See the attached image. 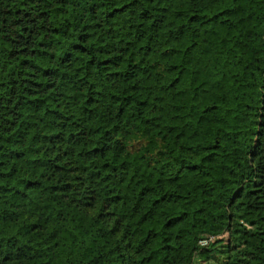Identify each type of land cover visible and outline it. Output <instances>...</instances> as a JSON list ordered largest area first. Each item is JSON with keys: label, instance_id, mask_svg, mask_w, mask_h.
I'll return each instance as SVG.
<instances>
[{"label": "trees", "instance_id": "trees-1", "mask_svg": "<svg viewBox=\"0 0 264 264\" xmlns=\"http://www.w3.org/2000/svg\"><path fill=\"white\" fill-rule=\"evenodd\" d=\"M0 264H264V0H0Z\"/></svg>", "mask_w": 264, "mask_h": 264}, {"label": "built area", "instance_id": "built-area-1", "mask_svg": "<svg viewBox=\"0 0 264 264\" xmlns=\"http://www.w3.org/2000/svg\"><path fill=\"white\" fill-rule=\"evenodd\" d=\"M199 243H200L201 245H205V244H207V240H205V239L200 240Z\"/></svg>", "mask_w": 264, "mask_h": 264}]
</instances>
